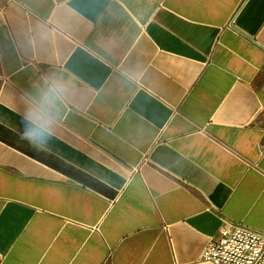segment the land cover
Instances as JSON below:
<instances>
[{
  "label": "crops",
  "instance_id": "1",
  "mask_svg": "<svg viewBox=\"0 0 264 264\" xmlns=\"http://www.w3.org/2000/svg\"><path fill=\"white\" fill-rule=\"evenodd\" d=\"M263 140L264 0H0V264H211Z\"/></svg>",
  "mask_w": 264,
  "mask_h": 264
},
{
  "label": "built area",
  "instance_id": "2",
  "mask_svg": "<svg viewBox=\"0 0 264 264\" xmlns=\"http://www.w3.org/2000/svg\"><path fill=\"white\" fill-rule=\"evenodd\" d=\"M260 148H264V140ZM200 259L211 264H264V231L224 220L217 238L208 240Z\"/></svg>",
  "mask_w": 264,
  "mask_h": 264
},
{
  "label": "clouds",
  "instance_id": "3",
  "mask_svg": "<svg viewBox=\"0 0 264 264\" xmlns=\"http://www.w3.org/2000/svg\"><path fill=\"white\" fill-rule=\"evenodd\" d=\"M27 126L19 133L20 138L26 147L32 148L43 143L47 136L51 135V121L42 117L30 119L26 116Z\"/></svg>",
  "mask_w": 264,
  "mask_h": 264
}]
</instances>
